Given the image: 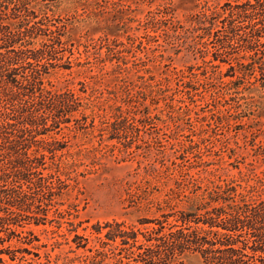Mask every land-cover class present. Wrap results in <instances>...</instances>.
<instances>
[{
    "label": "rangeland",
    "instance_id": "rangeland-1",
    "mask_svg": "<svg viewBox=\"0 0 264 264\" xmlns=\"http://www.w3.org/2000/svg\"><path fill=\"white\" fill-rule=\"evenodd\" d=\"M36 1L74 52L65 53L71 67L48 80L74 91L82 106L73 117L94 126L78 130L73 120L57 135L68 142L52 170L62 196L48 222L11 242L31 251L13 263L116 264L98 239L108 221L143 229L139 220L170 214L174 222L217 185L244 194L254 186L264 197V86L214 60L213 31L235 0ZM120 114L129 121L115 127L126 135L114 132ZM76 235L87 248H76ZM33 236L34 245L22 243ZM184 264L203 263L189 254Z\"/></svg>",
    "mask_w": 264,
    "mask_h": 264
},
{
    "label": "trees",
    "instance_id": "trees-1",
    "mask_svg": "<svg viewBox=\"0 0 264 264\" xmlns=\"http://www.w3.org/2000/svg\"><path fill=\"white\" fill-rule=\"evenodd\" d=\"M45 6L36 0H0V264H15L17 252L31 253L26 247L14 249L11 242L22 240L23 232L31 235L27 225L48 222V207L62 196L54 189L63 181L52 170L68 142L57 135L73 120L78 130L94 126L89 116L72 115L81 98L48 80L52 69L71 67L74 52L61 28L45 21ZM225 7L227 15L213 31L219 45L214 60L233 70L237 65L245 76L255 74L264 86V0L229 1ZM122 121L129 116L116 117L114 132L126 135L115 127ZM250 188L244 194L234 185H217L191 205L195 210L173 214L174 222L170 214L165 221L139 220L143 229L108 221L106 239L98 237L99 242L112 245L116 264H184L189 254L199 255L203 264H264V197ZM95 230L102 233V226ZM35 238L22 243L34 245ZM75 239H81L76 248H87L81 243L86 238Z\"/></svg>",
    "mask_w": 264,
    "mask_h": 264
}]
</instances>
